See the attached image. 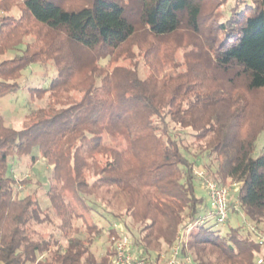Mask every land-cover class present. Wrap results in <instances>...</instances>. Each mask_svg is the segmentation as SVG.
<instances>
[{
  "label": "trees",
  "instance_id": "1",
  "mask_svg": "<svg viewBox=\"0 0 264 264\" xmlns=\"http://www.w3.org/2000/svg\"><path fill=\"white\" fill-rule=\"evenodd\" d=\"M13 1L0 0V97L32 63L56 74L30 89L46 105L21 129L0 114V263L111 264L122 233L148 264L175 244L181 264H258L264 0H18L17 15ZM132 45L151 67L144 76L117 64ZM15 157L38 180L14 173ZM196 178L238 185L224 222L202 207Z\"/></svg>",
  "mask_w": 264,
  "mask_h": 264
},
{
  "label": "rangeland",
  "instance_id": "2",
  "mask_svg": "<svg viewBox=\"0 0 264 264\" xmlns=\"http://www.w3.org/2000/svg\"><path fill=\"white\" fill-rule=\"evenodd\" d=\"M17 1L18 0L10 3L11 7L9 9V14H13V15L18 14L17 6H19V3ZM131 51L133 53V56L130 57L127 55L129 59H125V60L120 59L119 61H117V64L133 65L137 63V68L140 74L142 76L146 75L148 71L151 69V67L148 64H146V58H144L143 54L139 53V50H137V48L133 45ZM11 55H13V53L8 52L5 56L10 57ZM164 71H170V68L167 66L165 67ZM55 74H56V70L54 68V65L50 61L45 63H39V62L32 63L21 71V75L17 79V82L19 84L18 89L15 92L0 97V114L2 115L6 125L11 126L15 129H21L23 127L25 117L30 110L39 106L46 105V100H47L46 95H44L41 99L31 100L30 89L38 86L41 87L48 86L50 80L54 77ZM255 99H256V108L264 112V93L260 92L256 94ZM112 141L113 143L116 142L115 140ZM263 147H264V133L260 134L255 142L254 155L260 153ZM26 162H27L26 158L15 157L10 159V165L12 171L14 173H18L17 175L20 174V176L23 175V177L31 178V181L34 183V181L38 180L39 174H36V172L28 169ZM36 168L39 172H41V179L46 180V177L48 176L47 173L48 166L42 162H38L36 164ZM194 186H195V194L197 196H202L204 198L202 207H205L208 204L207 192L205 191L204 187L202 186L198 178L194 180ZM237 186L238 185L235 184H232L231 186L227 184V187L230 189V193L234 190L236 191ZM38 193L39 194L42 193V190L38 189ZM91 216H93V218L97 220L96 213H93ZM233 219L234 217L231 216L229 221L231 225L235 224ZM211 223H213V220H210L208 222V224ZM217 227L220 228L221 233H224L228 229L227 225H222V224H218ZM36 228L39 231L43 232L44 234H47L51 231L56 232L51 225L44 224V225L36 226ZM185 235L186 233L183 234V237ZM61 240L64 239L62 238ZM100 242L102 243L100 244ZM96 248L99 252L104 251L103 238L96 244ZM192 264H196V263L192 262Z\"/></svg>",
  "mask_w": 264,
  "mask_h": 264
},
{
  "label": "built area",
  "instance_id": "3",
  "mask_svg": "<svg viewBox=\"0 0 264 264\" xmlns=\"http://www.w3.org/2000/svg\"><path fill=\"white\" fill-rule=\"evenodd\" d=\"M195 173L198 176L203 175V171L201 170H195ZM205 189L209 201V214L218 222H224L228 214L230 189L226 185H220L213 180L205 181ZM189 228L190 225H188L185 228V231L181 233L180 240H182L183 234L186 233ZM251 228L254 229L253 227ZM111 241L113 242V247L115 249L111 264H148L145 260L136 257V252L131 246V241L127 235L122 233L118 236L112 235ZM257 241L264 247V234L258 233ZM179 252L180 245L175 244L172 247L170 255H168L161 264H181ZM186 260L189 262V259ZM257 263L264 264V256L258 257Z\"/></svg>",
  "mask_w": 264,
  "mask_h": 264
}]
</instances>
